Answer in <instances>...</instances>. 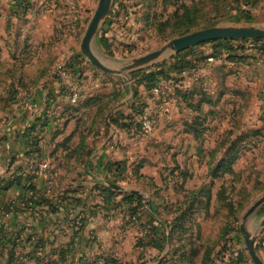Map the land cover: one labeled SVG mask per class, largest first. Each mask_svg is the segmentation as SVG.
Segmentation results:
<instances>
[{
	"label": "rangeland",
	"instance_id": "374dc122",
	"mask_svg": "<svg viewBox=\"0 0 264 264\" xmlns=\"http://www.w3.org/2000/svg\"><path fill=\"white\" fill-rule=\"evenodd\" d=\"M48 1L44 10L45 3L34 8L33 0H6L0 13V141L37 91L52 83L61 89L44 100L45 142L27 140L23 157L12 158L10 173L45 174L47 186L39 189L35 210H20L17 220L10 221L0 198V264H253L242 228L264 264V205L243 221L264 196V40L215 41L231 42L237 52L212 62L215 45L208 42L129 68L203 30H264V0H114L93 44L111 74L93 67L80 50L99 0ZM34 11L44 16L38 33L28 18ZM102 33L108 51L97 44ZM58 66L67 78L54 77ZM158 66L163 83H153L160 86L154 95L141 76ZM249 77L253 82L245 84ZM71 89L81 94L76 106L68 102ZM237 91L247 97L239 99ZM145 116L154 122L150 133L139 129ZM100 162H108L103 174L94 171ZM43 165L55 175L44 173ZM90 168L92 177L80 176ZM107 189L114 191V204L106 208ZM127 195L141 197L156 218L160 251L141 245L144 227L124 218Z\"/></svg>",
	"mask_w": 264,
	"mask_h": 264
},
{
	"label": "trees",
	"instance_id": "16d2710c",
	"mask_svg": "<svg viewBox=\"0 0 264 264\" xmlns=\"http://www.w3.org/2000/svg\"><path fill=\"white\" fill-rule=\"evenodd\" d=\"M241 44L247 43L246 41L240 42ZM257 41H253V44H257ZM97 44L100 46L103 50H109V43L108 40L105 38V34L102 33V35L97 36ZM213 45H215V51L214 53L208 57V58H213L217 59L218 57L223 55V52L226 51L228 57L232 56L234 53L237 51L231 47V42H212ZM261 56L264 59V46L261 47ZM239 51V50H238ZM141 74V73H139ZM164 74L162 67L158 66L156 67V70L154 72L145 74L141 76V82L148 84V88L150 91H153V89L156 88L158 84L163 83V80H159V78ZM155 82H158V84H155ZM113 125L115 127L120 128L121 125H119V121L115 120L113 121ZM139 129L141 131V125L139 124ZM31 132V131H30ZM27 134L24 137L29 136ZM14 160H10L9 166L11 167V164L13 163ZM110 168V166H109ZM38 179L37 175L34 176H29L26 175L25 173L19 174V173H10L7 178H3L0 180V197H2L5 193L9 192L10 190H19L21 192V196L17 201H12L8 202L6 204H3L2 207L5 209L6 213H10L12 216L10 218V221L13 220V218L18 216V213H22L26 209V211L33 212L35 208L38 206L39 201L42 199V195L40 190H37L35 186V181ZM113 186V184H111ZM114 194L113 189H107L106 190V197L102 198L101 201L104 203V205L107 208V205L109 204H114L113 199L114 197H110ZM102 204V203H101ZM122 205L127 206V217L132 219L134 224L137 227H144L142 228L145 230L146 234L144 235L145 238L143 241H141V245H147L151 249H154L156 251H160L162 249V245L159 242V235L156 233V218L152 215L150 211L145 210V202L142 200L141 197H138L136 195H127L123 197L122 199ZM61 207V203H60ZM65 211L68 210V205H63ZM98 205L96 206V208ZM119 207V206H117ZM144 213L147 220L146 222H142L141 219V214ZM96 214V213H95ZM126 218V217H124ZM83 222V221H82ZM12 224V223H11ZM148 229L151 230V236H153V239L149 238V235L146 237L147 234H149ZM157 238V239H156ZM75 239V238H74ZM146 239V241H145ZM77 243L75 246H77L80 243L79 239H76ZM74 253V250H73ZM65 257V256H64Z\"/></svg>",
	"mask_w": 264,
	"mask_h": 264
},
{
	"label": "crops",
	"instance_id": "0c3cea01",
	"mask_svg": "<svg viewBox=\"0 0 264 264\" xmlns=\"http://www.w3.org/2000/svg\"><path fill=\"white\" fill-rule=\"evenodd\" d=\"M6 0H0V13L4 12V10L2 8L5 9L4 6L5 4H7L5 2ZM12 1V0H9ZM34 2H32V7L36 8L38 5H43L45 3V6H43V9H49L48 5H49V1L48 0H33ZM54 1V0H53ZM55 3H52L51 9L49 10L52 14V18L53 17H57L59 14V9L54 5ZM4 14V13H3ZM50 14V13H49ZM39 15L42 17L43 19V14L39 13V12H29L28 14V18L31 19L33 21V25H34V29L33 32L34 33H38L39 29H36V26L39 24L38 23V19L40 18ZM48 15V14H47ZM5 18L3 16V18H1V21L4 22ZM39 28V27H38ZM263 65H264V61H263ZM264 67V66H263ZM261 73V71H260ZM263 77H264V73H263ZM250 82H253L252 77L248 78V81L245 82V84H249ZM59 84H55L52 83L47 89H45L44 91H37L35 93V95L33 97H31L28 100V103L24 106V111H19L17 113H15L14 119H12V122L9 123V130L7 129L5 132L6 133V137L4 140L0 141V180L3 178H7L10 174V166H9V162L12 158L17 159V157H23L24 153L28 150L27 148V140L30 141H36V140H40L39 143H41V141L43 140V142H45L44 138H46V136H48V129H44L41 130V119L44 118V114L45 111L47 110L46 105L44 104V100L45 97L48 95H51L53 92L54 93H58L60 92V87L58 86ZM246 94L241 92V91H237V97L241 100H243L245 98ZM247 97V96H246ZM45 122V121H43ZM48 125V121L46 122ZM21 127V129H19ZM49 127V125H48ZM47 127V128H48ZM33 129L36 131H39L38 133H40V136L38 137L35 133H33V136H27L24 137L25 134H27V132H29L27 129ZM16 130H21L20 133H16ZM27 130V131H26ZM18 131V132H19ZM38 137V138H37ZM95 156H98L97 153L94 154ZM93 155V156H94ZM105 156V153H103L101 155V157ZM98 159V157H97ZM108 164V162L106 163H95L94 165V171L95 172H99L103 171L105 172V166ZM91 165V164H90ZM92 169L90 168L89 171H86V173L81 174L80 176H84L85 178H90L93 176L94 173L91 172ZM47 183V176L44 175H39L38 179L35 181V186L37 188V190H39L40 188H43ZM11 195H16V196H21V192L19 190H10L9 192L5 193L2 197H0L1 199H3V202H5L4 204L8 203V202H12V201H8L9 196ZM18 196V197H19ZM83 206H85V210H87L90 206L87 204H84ZM95 206V205H94ZM92 206V208L94 207ZM84 210V209H81ZM84 210V211H85ZM145 210L149 211L147 209V207L145 206ZM90 215V214H89ZM145 215V214H144ZM89 217V216H88ZM18 217L13 218V220H17ZM129 220V224H131V227H137L133 220L126 217V220ZM142 222L144 223L147 218L145 216L141 218ZM13 223V222H12ZM88 225L90 223H92V218L89 219V221L87 222ZM14 225V224H13ZM154 251V249H152ZM156 251V250H155Z\"/></svg>",
	"mask_w": 264,
	"mask_h": 264
},
{
	"label": "water",
	"instance_id": "95a60500",
	"mask_svg": "<svg viewBox=\"0 0 264 264\" xmlns=\"http://www.w3.org/2000/svg\"><path fill=\"white\" fill-rule=\"evenodd\" d=\"M114 0H99L98 6L94 12V15L86 29L84 37L81 42L80 50L82 55L89 61V63L98 70L111 74L113 71L110 69L112 66H105L96 57L93 51V44L96 38L98 29L108 16ZM235 40H264V30L256 28H211L196 32L175 40H172L168 45L161 50L149 54L145 57L133 60L129 68L136 69L150 65L160 57L174 56L180 54L188 49L194 48L198 45L215 42V41H235ZM120 74L119 71L115 72ZM116 191L122 192L123 190L112 186ZM264 205V196L261 197L254 205L246 212L243 217V221H248L249 218ZM255 226V225H254ZM246 250L250 256L253 264H262L259 257L255 252L254 242L252 235L244 228L241 229Z\"/></svg>",
	"mask_w": 264,
	"mask_h": 264
},
{
	"label": "built area",
	"instance_id": "2783aa9c",
	"mask_svg": "<svg viewBox=\"0 0 264 264\" xmlns=\"http://www.w3.org/2000/svg\"><path fill=\"white\" fill-rule=\"evenodd\" d=\"M223 54H224L223 56H225L227 54L226 51H224ZM209 60H210V62L213 61V59H209ZM67 76H68L67 70L63 66H58L54 77L56 79H58V80H62V79L67 78ZM159 90H160V86L157 85L156 88L153 89L152 92H153L154 95H157ZM80 99H81V94H80V92L78 90L71 89L69 91L68 102H69V104L71 106L78 105V103L80 102ZM153 123L154 122H153L152 118L145 116L142 119V123H141V126H142L141 129L142 130L141 131L144 132V133H150L152 131V129H153ZM42 170H43L44 173H49L50 175H55L54 172L50 173V170L48 169L47 165H43L42 166Z\"/></svg>",
	"mask_w": 264,
	"mask_h": 264
}]
</instances>
